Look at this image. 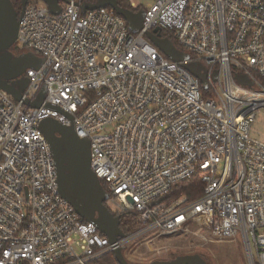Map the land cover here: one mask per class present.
Wrapping results in <instances>:
<instances>
[{
    "label": "built area",
    "instance_id": "1",
    "mask_svg": "<svg viewBox=\"0 0 264 264\" xmlns=\"http://www.w3.org/2000/svg\"><path fill=\"white\" fill-rule=\"evenodd\" d=\"M61 1H28L16 43L42 60L21 100L0 89V264H92L145 240L130 252L142 262L185 238L239 239L264 264V142L250 135L264 107V0H128L143 10L137 32L111 7ZM155 30L188 57L162 53ZM48 117L88 140L109 208L137 211V230L111 242L63 196ZM195 177L199 197L176 193Z\"/></svg>",
    "mask_w": 264,
    "mask_h": 264
},
{
    "label": "water",
    "instance_id": "2",
    "mask_svg": "<svg viewBox=\"0 0 264 264\" xmlns=\"http://www.w3.org/2000/svg\"><path fill=\"white\" fill-rule=\"evenodd\" d=\"M43 1H45L49 5L51 10H53L56 8L55 4L59 0H43ZM27 2L28 0H22V10L20 15H18L11 0H0V53L7 51L10 47H12L16 43L18 38L20 22L24 15ZM106 6L111 7L118 14L122 15L128 21L130 28L134 32H137L142 26L143 15L140 16L141 14H137L129 8L120 6L117 0H98L93 3L92 2L85 3L82 4V9L86 11L88 9H95L98 7H106ZM156 31L158 30H155V32L153 31L148 32L147 35L150 36V38L154 43L160 45V49L166 55H168L173 60H182L188 57V54L178 50V48L170 39H168L169 45H165L162 42H160V40L158 39L160 33L156 34ZM0 89L9 92L17 100H21L23 97L21 88H19L15 84H11L8 81L2 79V77H0ZM25 103L31 107H40L43 101L41 98L34 101H30L27 99L25 100ZM47 105L52 106L50 104ZM40 129L44 133L51 147V150L54 154V158L58 170V183L60 186L61 193L75 207L76 211L79 213V215L82 218H84L87 221L95 222L98 225L99 230L102 233H104L110 239L111 242H115L117 239L116 231L118 229L112 223L111 218L109 216H106L105 214L103 221L93 218L84 208H82L72 198H70L66 193H64L62 189V172H63L62 159L60 156L59 147L56 143V135L64 137L67 140V148L69 152L72 153L74 161L78 152L84 151V149H87V147L89 149L88 140L78 137L74 126H70V127L64 126L63 124H61L52 117L45 118L40 124ZM128 200L130 204L134 203L130 197H128ZM114 255L119 264H135L130 262L126 258L121 248L116 249L114 251ZM147 264H208V263L202 256L198 254H188V255L178 256L174 260L154 261Z\"/></svg>",
    "mask_w": 264,
    "mask_h": 264
},
{
    "label": "flooded vegetation",
    "instance_id": "3",
    "mask_svg": "<svg viewBox=\"0 0 264 264\" xmlns=\"http://www.w3.org/2000/svg\"><path fill=\"white\" fill-rule=\"evenodd\" d=\"M11 1L18 15H20L21 11L18 10L16 0ZM12 48H14V45L9 49ZM5 52L7 51L0 53V77L23 89L27 80L25 81L22 76L25 75V71L29 67V59L27 58L26 60L22 57L19 60L16 58L19 60L16 61L17 66H12V59ZM18 62H22V64ZM56 143L62 159V189L64 193L84 208L93 218L103 221L104 214L109 216L112 223L121 231L120 214L115 213L108 206V199L110 197L109 186L106 182L98 178L96 179L89 164L90 150L88 147L84 151L78 152L74 161L72 153L67 148V140L64 137L56 135Z\"/></svg>",
    "mask_w": 264,
    "mask_h": 264
},
{
    "label": "rangeland",
    "instance_id": "4",
    "mask_svg": "<svg viewBox=\"0 0 264 264\" xmlns=\"http://www.w3.org/2000/svg\"><path fill=\"white\" fill-rule=\"evenodd\" d=\"M42 4L46 5V3L42 0ZM95 2L98 0H94ZM150 0H134V2L138 5H146ZM130 3V2H129ZM61 4L64 5L65 1H61ZM131 5V3H130ZM137 14L143 15V10L138 9L137 11H134ZM174 35V34H173ZM147 39H149L151 42L152 39L149 35H146ZM160 42H162L165 45H169L168 43V35H162L158 37ZM176 40V39H175ZM173 42V41H172ZM174 43V42H173ZM157 48L164 53L160 49V45L156 44ZM179 50V49H178ZM184 50V49H181ZM180 50V51H181ZM9 58L11 57L12 66H17L16 61H19L22 57L27 60L29 59V66L30 67H36L41 59V56L34 53L33 51L29 49L22 48L18 43L14 44V48L8 49L7 52H5ZM184 53L189 54V51L184 50ZM165 54V53H164ZM18 58V59H16ZM10 60V59H9ZM10 63V62H9ZM19 64H22V62H18ZM25 81L26 85L28 84V78L26 79L25 75L22 76ZM255 85V84H254ZM250 135L257 140L264 142V107L259 108L255 121L252 123ZM118 206L112 205L111 210L117 211ZM144 241H134L130 248L124 249L125 256L133 263H148L152 261H161V260H172L176 256H183L188 254H198L202 256L208 264H249L245 249L243 247V244L241 240L237 241H223V242H211L207 243L205 245H202L200 242L193 240L191 238H185L181 242V246L175 245V246H169L167 250H165L163 253L157 254L155 256H148L142 260V262H137L136 259L134 260L132 254L130 252H139L142 249H144ZM107 255V254H106ZM134 260V261H132ZM136 261V262H135Z\"/></svg>",
    "mask_w": 264,
    "mask_h": 264
},
{
    "label": "trees",
    "instance_id": "5",
    "mask_svg": "<svg viewBox=\"0 0 264 264\" xmlns=\"http://www.w3.org/2000/svg\"><path fill=\"white\" fill-rule=\"evenodd\" d=\"M90 2H95L94 0H88ZM119 5L125 8H129L133 11H137L138 9L133 8L128 0H117ZM18 4V10L21 11V0L17 1ZM109 7V6H108ZM110 8V7H109ZM157 33H160L162 35H168V39L174 42L175 46L181 50L182 48L177 44L175 37L173 35V32L168 30H161L157 31ZM183 51V50H182ZM190 69V68H189ZM259 81L262 85H264V77H259ZM241 84H244L246 86V83L243 81H238ZM250 87V86H249ZM203 187L201 180L198 177H195L189 181L183 182L176 190L177 194H183L190 197V199H196L202 194ZM140 227V223L138 221V213L135 210H129L123 214L120 215V229L123 233L128 234L131 232H134ZM178 256H176L174 259H176ZM92 264H119L114 252L109 253L97 260H95Z\"/></svg>",
    "mask_w": 264,
    "mask_h": 264
},
{
    "label": "crops",
    "instance_id": "6",
    "mask_svg": "<svg viewBox=\"0 0 264 264\" xmlns=\"http://www.w3.org/2000/svg\"><path fill=\"white\" fill-rule=\"evenodd\" d=\"M219 243V242H218ZM172 260H174V259H172ZM152 262H154V261H152ZM148 263H150V262H148ZM135 264H138V263H135ZM140 264V263H139ZM143 264H147V263H143Z\"/></svg>",
    "mask_w": 264,
    "mask_h": 264
}]
</instances>
